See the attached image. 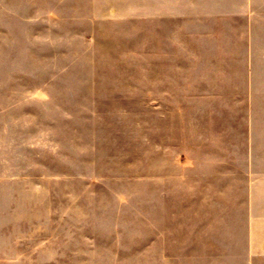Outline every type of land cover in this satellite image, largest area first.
<instances>
[{"label": "rangeland", "instance_id": "obj_1", "mask_svg": "<svg viewBox=\"0 0 264 264\" xmlns=\"http://www.w3.org/2000/svg\"><path fill=\"white\" fill-rule=\"evenodd\" d=\"M7 87L10 264H169L153 243L152 0H0Z\"/></svg>", "mask_w": 264, "mask_h": 264}, {"label": "crops", "instance_id": "obj_2", "mask_svg": "<svg viewBox=\"0 0 264 264\" xmlns=\"http://www.w3.org/2000/svg\"><path fill=\"white\" fill-rule=\"evenodd\" d=\"M5 93L0 264L15 260L17 216ZM152 108L158 254L169 264H264V0H152Z\"/></svg>", "mask_w": 264, "mask_h": 264}]
</instances>
